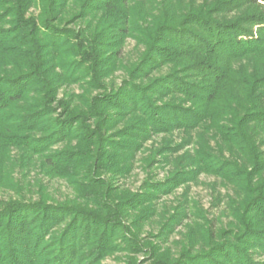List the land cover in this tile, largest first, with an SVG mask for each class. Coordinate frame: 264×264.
I'll list each match as a JSON object with an SVG mask.
<instances>
[{
  "label": "trees",
  "instance_id": "obj_1",
  "mask_svg": "<svg viewBox=\"0 0 264 264\" xmlns=\"http://www.w3.org/2000/svg\"><path fill=\"white\" fill-rule=\"evenodd\" d=\"M139 1L0 0L3 145L27 148L48 175L74 183L79 200L0 204V264H102L121 241L138 249L132 238L121 236L126 215L142 206L147 199L142 197L165 191L162 183L146 180L141 191L117 198L116 209L108 201L111 190L94 180L95 172L127 176L133 155L152 134L204 123L225 137L238 179L253 181L242 172L247 165L256 171L258 179L248 191L253 197L237 216V230L225 232L207 249L162 264H264V159L257 140L264 132V92H256L259 82L264 85V63L256 58L264 53V13L228 17L257 0H209L181 23H172L173 12L167 22L153 10L139 14L134 6ZM35 7L38 13L31 10ZM73 9L89 20V32L57 23ZM139 16L145 27L139 26ZM129 34L146 46L140 64L127 69L130 79L92 98L57 99L61 85L80 82L89 72V81L100 85L97 78L111 64L104 65L118 62L103 60L102 47L122 45ZM69 55L72 60H58ZM154 71L161 74L152 76ZM140 79L150 80L144 85L136 82ZM188 101L197 106H186ZM223 114L231 116L228 128L220 125ZM195 161L202 162V156ZM217 162L204 166L214 170Z\"/></svg>",
  "mask_w": 264,
  "mask_h": 264
},
{
  "label": "rangeland",
  "instance_id": "obj_2",
  "mask_svg": "<svg viewBox=\"0 0 264 264\" xmlns=\"http://www.w3.org/2000/svg\"><path fill=\"white\" fill-rule=\"evenodd\" d=\"M208 1L140 0L134 6L139 14L145 11L152 14L153 10V13L164 19L165 22L170 20L173 12L175 13L174 21L170 22L181 23L184 16L204 8ZM35 8L31 10L38 13L39 7ZM176 8L177 11L174 12ZM245 11L264 13V0H257L252 6H246L244 11L243 9L234 10L226 16L236 17ZM77 12L78 9H73L70 14H66L65 18L57 23L75 30L81 29L89 32V20L79 18V15L76 16ZM141 16H139L138 24L145 27L146 22ZM111 19L112 17L108 20ZM93 21L96 19L94 18ZM257 29V26L254 27V31ZM134 36L127 35L123 39L122 45L120 43L102 47L104 50L103 60L108 61L114 58L118 62L116 64L108 62L104 65L107 67L111 64L108 69L104 70L106 74L97 78L100 80V85L94 80L89 81L92 76L89 72L82 76L80 82L61 85L58 89L57 99H69L78 94H87L89 98H92L97 94L120 88L125 80L130 79L129 70L140 64L146 52V46L139 44ZM107 40L112 39L108 38ZM118 48H120L119 52H114ZM111 51L114 53L109 54ZM256 58L262 59L260 64L264 63V53L256 55ZM60 59L72 60L73 56H59L58 60ZM242 61L248 68H252V62ZM57 71L58 69L54 73ZM159 74H161L159 71H154L152 76ZM149 80L140 79L136 82L145 85ZM261 84L259 82L256 88L257 94L260 95L264 92V85ZM188 105L197 106L191 104L190 101L187 102L186 106ZM196 108L198 109V107ZM241 113L243 112H240L239 115ZM222 118L223 120L219 121L220 125L228 128V124H231L230 114H223ZM116 128H111L110 132ZM224 138L217 130L205 123L186 131L177 129L168 133L152 134L150 139L145 140L144 149L136 151L133 155V163L127 176L117 177L108 170L95 172L94 180L106 183L108 190H111V198L108 201L116 209H120L116 203L117 198L122 197L125 192L137 193L141 191L140 188L144 186L146 180L160 181L165 190H161L154 196L142 197L147 198L143 199L145 201L142 206L131 209L130 213L126 215L128 217L125 218L127 228L121 236L132 238L138 249L121 241L119 248L112 250L102 259V264L169 263L178 259L183 253L192 254L207 249L217 240L224 239L227 236L225 232L232 229L237 230L234 223L238 214L242 215L244 212L245 201L248 202L253 197L248 192L251 190L249 186H255V180L258 178L252 165H247L242 169V172L247 174V179L250 178L253 181L247 183L238 179L235 169L231 168V166H235V161L229 154V145ZM262 138L264 139L263 131L257 140L261 152L260 158L264 159ZM3 139L0 137L1 205L15 200L46 199L50 202L69 203L79 201L74 183L65 178L48 175L42 170L43 167L39 163L38 156L32 155L27 148L22 146L3 145ZM56 146L60 147V145ZM120 152L123 153V150ZM200 155L203 161H195ZM214 161H218L217 164L219 163L220 167L212 169L210 172L207 168L212 167L204 165L214 164ZM247 163L250 164V162ZM261 166L264 167V162ZM249 216H252L253 220L258 218L253 213H250ZM119 239L116 241L119 242Z\"/></svg>",
  "mask_w": 264,
  "mask_h": 264
}]
</instances>
